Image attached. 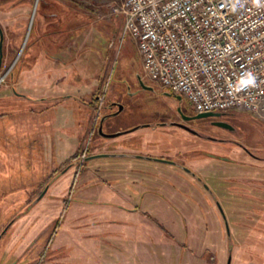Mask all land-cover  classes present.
I'll list each match as a JSON object with an SVG mask.
<instances>
[{
	"label": "rangeland",
	"instance_id": "1",
	"mask_svg": "<svg viewBox=\"0 0 264 264\" xmlns=\"http://www.w3.org/2000/svg\"><path fill=\"white\" fill-rule=\"evenodd\" d=\"M36 1L18 4L9 19L0 14V264H226L229 253L230 264H264L263 124L235 109L195 124L222 137L228 134L217 122L240 127L235 138L259 158L232 143L188 133L180 141L169 126L144 125L165 121L177 107L186 116L196 111L184 95L146 77L152 89H138L140 58L134 41L121 38L122 15L112 10L120 0H54L67 19L64 29L57 28L66 30L60 43L70 44L75 40L68 34L76 35L75 58L83 57L84 65L71 74L76 81L71 79L67 91L57 83L60 88L51 92L42 86L48 83L34 79L21 85L19 69L33 59L42 18ZM94 79L97 86L91 87ZM65 93L71 96L62 97ZM103 115L102 132L120 134L99 135ZM107 143L117 152L153 158H175L181 151L179 158L211 193L188 172L151 159L72 162ZM150 188L155 200L152 193L141 198ZM156 221L167 222L164 232Z\"/></svg>",
	"mask_w": 264,
	"mask_h": 264
},
{
	"label": "built area",
	"instance_id": "2",
	"mask_svg": "<svg viewBox=\"0 0 264 264\" xmlns=\"http://www.w3.org/2000/svg\"><path fill=\"white\" fill-rule=\"evenodd\" d=\"M112 10L142 77L198 113L247 111L264 126V0H120Z\"/></svg>",
	"mask_w": 264,
	"mask_h": 264
},
{
	"label": "crops",
	"instance_id": "3",
	"mask_svg": "<svg viewBox=\"0 0 264 264\" xmlns=\"http://www.w3.org/2000/svg\"><path fill=\"white\" fill-rule=\"evenodd\" d=\"M47 1L54 2V0H47ZM38 24L36 27L37 28L36 40L33 41V44H32L33 46L31 47L32 50H31L30 55L33 59L29 64L27 62V63H23L20 66L18 82L23 86L27 82H30L32 79H34L33 81L37 82V84L38 83L41 84L45 82L48 84H45L42 86L44 88L47 86V89L51 90V92H53V89L55 87H57V89L58 87L60 88L59 86L60 84L57 85V83H61V85H63V90L67 91V87L68 88L70 87L71 79H74L76 81V75H75V78H72L71 74H75L76 72L75 69L82 68L84 65L83 57L75 58L76 55L74 54V51H75L74 46L76 42V35L72 36V38H69L71 40L74 39L75 41H69L70 44L67 42L63 44V42L60 43V40L58 39L57 29L55 30L52 29L54 27V24H47L46 20L43 17L39 20ZM65 32L66 30L61 31V33L63 34ZM30 71H32V73ZM82 81H83V78L81 79V82ZM97 81L98 79H94L90 86L91 87L97 86L96 85ZM91 87H89V91ZM87 91H88V88L87 90L84 91L85 94ZM49 95H46L44 97L42 95L38 97L39 98L43 97V98L48 99V98H51L49 97ZM66 95L71 96V94L69 93L62 94L61 96L67 97ZM61 96L58 95L59 98ZM108 146H110L108 143L105 144L104 146L101 145L99 148L100 152L120 151L119 148L112 149V148H109ZM121 151H123V149ZM118 153H121V152H118ZM122 157H133V156H122ZM133 158H136V157H133ZM130 169L134 170L133 167H131ZM146 173L148 176H150V171H147ZM145 192L146 194L148 193L147 191ZM146 202L148 203L149 199H147ZM152 208L153 207L150 208L149 206L148 210ZM134 209L137 210L138 207L134 206ZM132 224H135V223L132 222Z\"/></svg>",
	"mask_w": 264,
	"mask_h": 264
},
{
	"label": "flooded vegetation",
	"instance_id": "4",
	"mask_svg": "<svg viewBox=\"0 0 264 264\" xmlns=\"http://www.w3.org/2000/svg\"><path fill=\"white\" fill-rule=\"evenodd\" d=\"M30 2H31V0H0V14H3V16L5 18L9 19L12 17V15H11L12 10L15 7H17L18 4L22 5V4H27ZM36 9H37V12H39L40 15L46 20L47 24H54V27L52 29L55 30L58 27L59 28L61 27L62 29H64L62 24L64 25L67 22V19L64 20L65 14H60V12L58 11V10H60L59 5H56V4L49 2L47 0H37L36 1ZM69 21H70V19L68 17V22ZM0 29H1L2 34H3L1 23H0ZM68 32H69V30H68ZM57 35H58V39L60 40V38L62 37L61 32H58ZM68 36L70 38L71 35L68 34ZM3 38H4V34H3ZM3 38H2V42H3ZM1 57H2V55H1ZM2 68H3V62H2V59H0V70ZM7 73L9 75V72H6L3 75V77H5L7 75ZM10 77H11V75H10ZM137 84L139 86L138 89H141L138 80H137ZM98 98L99 97L96 95L95 99H98ZM110 106H111V103L107 104L106 108L107 107L110 108ZM219 113H222V112H219ZM197 114H198V112L194 113L193 115L188 116L189 118H185V116H186L185 112L183 110H181L179 107H177L176 110H174L171 114H169V116L166 118L165 121H158L153 125H151V123L148 125H150L151 128H154L155 126H159V125L169 126L170 130H173L175 132L180 133V141H182V139L184 138V136H183L184 133H188L189 135L194 136V137L199 138V139L207 138V139H212V140L219 142V143H232L234 145H237L248 156L253 157V158H259L260 157L259 155H256L253 151H251L250 148H248L246 145H243L238 139L235 138V136L239 135V130H241L240 127L235 126V125H233L227 121L226 122H218L219 124H216V126L219 129H221L222 132H225L228 135L222 137V136H218V135L206 134V132L202 129V127H199V126L196 127L195 126L196 122L199 121L198 119L202 118V117H196L195 115H197ZM103 121L102 122L100 121V122L103 123ZM94 128L95 127L93 126L92 130ZM230 134L233 137H229ZM196 150H201V152H203L202 149H196ZM180 155H181V151H180V153H178V155L175 158L166 159V160H169L172 162H164V161H158V162L168 163L172 167H174L178 170H183L182 167L186 166V165L184 163V160H181V158H179ZM87 156L88 155H85L84 158ZM158 158H161V157H158ZM261 158H263V157H261ZM161 159H165V158H161ZM83 160L86 161L85 159L79 160V159L74 158L72 162L80 163V162H83ZM145 191H147L148 194L152 193L153 198L155 200V197H154L155 191H153L152 188H150L149 190L141 191L140 192L141 198L144 197V195L146 193ZM156 200H157L156 203L159 202L161 204L160 200H158V199H156ZM134 206H137V204L134 203ZM154 208H155V205H154ZM161 223L167 224L166 221H162Z\"/></svg>",
	"mask_w": 264,
	"mask_h": 264
},
{
	"label": "water",
	"instance_id": "5",
	"mask_svg": "<svg viewBox=\"0 0 264 264\" xmlns=\"http://www.w3.org/2000/svg\"><path fill=\"white\" fill-rule=\"evenodd\" d=\"M34 10H35V6L33 7V11ZM2 38H3V34H2L1 29H0V50H1V46H2ZM1 55H2V53L0 51V59H1ZM136 77H137V80L139 82V85H140L141 89H148V90L149 89H152L151 86H148V85L144 84L141 75L137 74ZM18 94H21V93H18ZM177 98H180V96L178 95ZM121 108H122V106H119V109H121ZM219 114H220L219 112L208 111V112H200V113H198L195 116L196 117H206V116H210V115H219ZM106 117H107V115H103V117H101L100 121L102 122ZM185 118H189V117L188 116H185ZM101 122L97 126V131H98V133H99V135L101 137H112V136H115V135L121 133V132H115V133H105V132H102V130H101ZM217 124H219V123L217 122ZM144 125H148V124H144ZM135 128L136 127H133L131 129L133 130ZM122 156H133V157H136V158H146V159H151V160H155V161L172 162V161H169V160H166V159L153 158V157H149L147 155H142V154H127V153H118V152H98V153H93V154H90L87 157H85V160L92 159V158H97V157H122ZM182 168H183L184 171L188 172L193 177H195L198 181H200L202 183L203 187L207 191H209L211 193V190L208 187V185L199 176H197L191 169H189L186 166H183ZM42 193L39 196H41ZM215 204H216V207H217V209H218V211H219V213H220V215H221V217L223 219L224 227H225V232H226V234L228 236L229 235V226H228V223H227V220H226L224 211H223L220 203L217 200L215 201ZM230 260H231V255L229 253L227 255L226 264H230Z\"/></svg>",
	"mask_w": 264,
	"mask_h": 264
},
{
	"label": "trees",
	"instance_id": "6",
	"mask_svg": "<svg viewBox=\"0 0 264 264\" xmlns=\"http://www.w3.org/2000/svg\"><path fill=\"white\" fill-rule=\"evenodd\" d=\"M158 212H161L160 210L158 211ZM180 213L182 212V211H179ZM162 213V215H164L165 214V212L164 211H162L161 212ZM183 213V212H182ZM160 215V214H159ZM161 216V215H160ZM204 217L206 218V220L208 221V214H204ZM156 225L161 229V230H163V231H161V232H164V225H163V223H161L160 221H156Z\"/></svg>",
	"mask_w": 264,
	"mask_h": 264
}]
</instances>
